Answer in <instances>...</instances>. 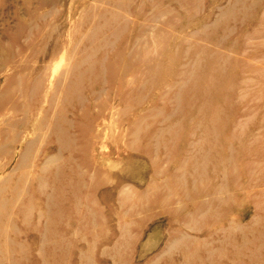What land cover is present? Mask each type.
Instances as JSON below:
<instances>
[{
  "label": "rangeland",
  "instance_id": "obj_1",
  "mask_svg": "<svg viewBox=\"0 0 264 264\" xmlns=\"http://www.w3.org/2000/svg\"><path fill=\"white\" fill-rule=\"evenodd\" d=\"M0 264H264V0H0Z\"/></svg>",
  "mask_w": 264,
  "mask_h": 264
},
{
  "label": "bare ground",
  "instance_id": "obj_2",
  "mask_svg": "<svg viewBox=\"0 0 264 264\" xmlns=\"http://www.w3.org/2000/svg\"><path fill=\"white\" fill-rule=\"evenodd\" d=\"M56 132H57L56 134H57V135L59 134V136L62 134V131H61L60 128H57V129H56Z\"/></svg>",
  "mask_w": 264,
  "mask_h": 264
}]
</instances>
